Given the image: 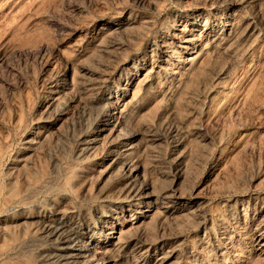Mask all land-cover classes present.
Listing matches in <instances>:
<instances>
[{
  "label": "rangeland",
  "instance_id": "1",
  "mask_svg": "<svg viewBox=\"0 0 264 264\" xmlns=\"http://www.w3.org/2000/svg\"><path fill=\"white\" fill-rule=\"evenodd\" d=\"M226 1L0 0V264H66L41 235L40 219L59 220L56 210L75 241L92 236L88 264H264V0ZM197 12L213 14L217 33L248 20L251 42L234 55L201 53L180 69L179 80L190 78L177 93L167 69L148 62L136 75L135 60L171 34L209 45L203 20L194 29L182 17ZM150 68L160 72L152 87L142 81ZM99 86L119 106L139 95L124 147L107 129L83 148L101 104L81 101ZM129 185L157 204L145 225L122 212L117 244L106 243L102 221Z\"/></svg>",
  "mask_w": 264,
  "mask_h": 264
},
{
  "label": "bare ground",
  "instance_id": "2",
  "mask_svg": "<svg viewBox=\"0 0 264 264\" xmlns=\"http://www.w3.org/2000/svg\"><path fill=\"white\" fill-rule=\"evenodd\" d=\"M232 1L233 0H229ZM244 1V0H243ZM246 2H252L253 0H245ZM146 2V1H145ZM196 2V1H195ZM207 2V1H206ZM209 2V1H208ZM216 2V1H215ZM213 2V3H215ZM220 2V1H219ZM226 0H223V3H226ZM237 2V1H236ZM235 2V3H236ZM242 1H240L241 3ZM257 1H255V4ZM184 3V2H183ZM243 4V3H242ZM253 4V3H252ZM259 4V3H258ZM257 4V5H258ZM218 6V5H217ZM261 6V5H260ZM240 7V6H239ZM254 8V7H253ZM257 8V7H256ZM255 8V9H256ZM260 9V8H259ZM178 10V9H177ZM252 10V9H251ZM257 10V9H256ZM206 11V10H205ZM184 12V11H182ZM209 12V11H208ZM216 12V11H215ZM185 13V12H184ZM207 13V12H206ZM203 14V12H197L195 14H192L190 16L182 15V17H186L190 19L192 22V25L194 29L197 28V26L201 25V20H203L201 26L203 36L208 37L209 39V45H201V38L196 35L195 33L191 32H183V34H171V39L168 41L161 39L158 43L154 45L151 49H149L150 56L149 58L145 55H142L139 59L135 60L134 66L132 65L131 67L134 68V72L137 73L136 75H141V71L145 70L148 67V62L153 63V67L158 68V69H167L171 72L173 79L177 82V84L174 85V88H171V91L176 92L180 91L181 88L188 82V80H185L182 78V81L179 80V75L182 74L180 73V69L185 68L187 65H191L195 60L198 59L199 55H202L201 53H210V56H218L222 54H237L240 48L243 47V45H247V42L250 38V31L253 30L255 27L254 25H250L247 21H242L241 23L244 24L246 23V27L243 28L239 32L237 28L235 29L234 26L236 22L232 19H228L229 22L223 24V28L220 32H215V19L213 14ZM220 13V12H219ZM254 13V12H253ZM182 14V13H181ZM217 16V15H216ZM219 16V15H218ZM259 16V15H258ZM232 17V16H231ZM235 19V17H233ZM251 18V17H250ZM254 18V17H253ZM217 19V17H216ZM219 19V18H218ZM223 19V18H222ZM221 19V20H222ZM236 19H238L236 17ZM235 19V20H236ZM220 20V21H221ZM257 21V20H256ZM217 22V21H216ZM240 22V20H239ZM117 22L115 21H110L108 22V27H113ZM253 23V22H252ZM262 23V22H261ZM240 24V23H238ZM254 24V23H253ZM259 25V22H258ZM220 26V25H219ZM255 26L258 28L257 30L260 29V26L256 25ZM264 28V26H261ZM105 28V27H104ZM221 28V26H220ZM217 29V27H216ZM238 32L235 33V30ZM191 30V29H189ZM201 31V30H200ZM174 32V31H173ZM194 32V30H193ZM197 32V31H196ZM171 33V31H170ZM181 33V31H180ZM235 33V34H234ZM260 33V31H259ZM201 34V33H200ZM255 34V33H254ZM258 34V32H256ZM170 35V34H169ZM258 36V35H257ZM162 37V36H161ZM164 37V36H163ZM170 37V36H169ZM254 37L252 36V39ZM206 39V38H205ZM207 39V40H208ZM203 40V39H202ZM251 42V38L249 40ZM156 42V41H155ZM206 42V41H205ZM153 43V42H152ZM204 43V42H203ZM253 43V42H252ZM152 45V44H151ZM242 46V47H241ZM111 47V46H110ZM206 56V55H205ZM151 57V58H150ZM233 57V56H232ZM209 58V57H208ZM205 57V59H208ZM234 59V58H233ZM231 60V59H230ZM233 61V60H232ZM235 61V60H234ZM199 62V61H198ZM204 63V62H203ZM207 63V62H206ZM121 64V63H120ZM227 64V63H226ZM236 64V63H234ZM150 65V64H149ZM198 65V64H197ZM147 66V67H146ZM151 66V65H150ZM180 66V67H179ZM193 66V65H192ZM195 66V65H194ZM154 68V69H155ZM154 71L153 68L148 69L146 72H144L142 76V81L144 84L150 85L153 80L159 78V70ZM186 69V68H185ZM206 69V68H205ZM92 72V71H91ZM162 72V71H161ZM132 73V72H131ZM167 72L164 73L166 75ZM163 74V73H162ZM179 74V75H178ZM132 76V75H131ZM171 76V75H170ZM169 76V77H170ZM188 76V75H186ZM185 76V77H186ZM133 77V76H132ZM135 77V76H134ZM158 77V78H157ZM167 77V76H165ZM131 77H129L130 79ZM162 79V78H161ZM181 79V78H180ZM184 79V80H183ZM187 79V77H186ZM172 80V79H171ZM203 80V79H202ZM192 81V80H191ZM129 82V81H128ZM173 82V81H171ZM96 83V82H95ZM100 83V82H99ZM68 84V83H67ZM114 84V83H113ZM129 84V83H128ZM174 84V82H173ZM153 85V84H151ZM150 85V86H151ZM171 85V84H170ZM58 85H53L52 88L48 91V100L50 99L51 101L56 100L59 97V93L61 92V89L57 87ZM103 86V85H102ZM125 86V85H124ZM122 86L119 88L118 93H125L127 92L128 88ZM172 86V85H171ZM79 87V86H78ZM130 87V86H129ZM152 87V86H151ZM155 87V86H154ZM173 87V86H172ZM82 88V87H81ZM150 88V87H149ZM153 89V88H152ZM157 89V88H156ZM103 89L98 87V89L93 92V94L85 96L84 101H81L84 106L87 104H95L97 101H100V106H97V113H96V120H95V125H94V132L90 135V137L86 138L84 140V147L85 149H91V147L96 143L97 141V136H99L100 132H103L108 129L109 131V137H111L113 140L118 142L117 144L119 146H126L129 144L128 139L132 134L127 131H130L127 129L126 124L127 122H130L135 116L137 117V112L139 110V95L137 96H131L127 101L125 100L123 105L115 104L117 103V97L116 100H112L111 98L114 97V95H110L107 97L100 96L102 93ZM148 90V89H147ZM90 91V90H89ZM152 92V91H151ZM156 92V91H155ZM160 92V91H159ZM173 92L165 91L166 98H171ZM145 93V91H144ZM164 93V92H163ZM162 93V94H163ZM161 94V93H160ZM205 94V93H204ZM102 95V94H101ZM174 95V94H173ZM175 97V96H174ZM173 97V98H174ZM164 98V97H163ZM199 98V97H198ZM202 98V97H200ZM170 101V99H169ZM121 102V101H120ZM119 102V103H120ZM121 103V104H122ZM62 104V103H61ZM171 105V104H170ZM104 106L106 108L105 112H101V107ZM64 109V108H63ZM57 113V112H56ZM86 114V113H85ZM85 117V116H84ZM55 118V117H54ZM135 119V118H134ZM133 119V120H134ZM173 120V119H172ZM133 122V121H132ZM176 122V121H175ZM81 124V123H80ZM84 127V126H83ZM184 128V127H183ZM192 129V128H191ZM133 131V130H132ZM57 133V132H56ZM130 134V135H129ZM135 134H133L134 136ZM191 135V134H190ZM140 137V136H139ZM151 137V136H150ZM108 139V138H107ZM114 142V141H113ZM148 142V141H147ZM111 144V143H110ZM112 145V144H111ZM115 145V144H114ZM104 147V146H103ZM111 148V147H110ZM127 149V148H126ZM141 149V148H140ZM120 150V149H119ZM123 150V149H122ZM118 151V150H116ZM115 151V152H116ZM23 152V151H22ZM41 152V151H40ZM110 151H108L109 153ZM154 152V151H153ZM111 153V152H110ZM123 153V152H122ZM116 154V153H115ZM114 154V155H115ZM19 156V155H18ZM122 156V155H121ZM117 157V156H116ZM21 162V161H20ZM112 162V161H111ZM119 162V161H118ZM137 163V162H136ZM154 163V162H153ZM121 164V163H120ZM20 165V164H19ZM91 165V164H90ZM117 165V164H116ZM95 167V166H94ZM126 167V166H124ZM127 167H129L127 165ZM130 168V167H129ZM128 170V169H127ZM126 170V171H127ZM85 174V173H84ZM141 175V174H140ZM102 180V179H101ZM137 182V181H136ZM40 184V183H39ZM137 185H129L125 188L124 190V196H123V202L120 205H115L113 204L110 213L107 214V218L102 221V228L109 229L108 233L106 232L104 234V242H108L111 244H114L118 242V236L115 235L114 231L116 228V225L119 223V217H121L122 212H127L129 210L133 211L129 215L131 218H136L139 215L143 218V220L140 221L139 224H147V222L151 219L152 212H149V206L152 204L154 205L155 203L157 204L158 197L150 192H145V195H143V188L138 187L136 188ZM32 190V189H31ZM32 195V194H31ZM29 195V196H31ZM243 199V198H242ZM113 201V200H112ZM185 201V199H184ZM105 202V201H104ZM192 202V201H191ZM143 204H146V207L143 208ZM160 204V203H159ZM162 205V204H161ZM172 205V204H171ZM142 207V208H141ZM183 207V206H182ZM105 208V207H104ZM159 208V207H158ZM167 208V207H165ZM152 209V208H151ZM162 209H164L162 207ZM174 209V208H173ZM180 209V208H179ZM186 210V209H185ZM41 211V210H40ZM101 211V210H100ZM229 211V210H228ZM166 213V212H165ZM135 214V216H133ZM55 217H59V220H56L54 218H51L50 216L47 217H42L40 219V227H41V235L43 238H46L47 240H50L54 242L58 248H56L58 251L62 250L64 251L63 254H60L59 257L61 259V262H64L66 264H88L89 259V253L90 251L94 249L93 245H91V237L86 241L85 245H83L77 241H75V225L70 224L69 218L65 212L62 211H57L53 212L52 214ZM23 217V216H22ZM123 217V216H122ZM16 219V218H15ZM31 219V218H30ZM124 220V219H123ZM131 221V220H130ZM13 222V221H12ZM78 222V221H77ZM91 223V222H90ZM131 223V222H130ZM85 224V223H84ZM132 224V223H131ZM135 225V224H134ZM78 228V227H77ZM213 228V227H212ZM16 231V230H15ZM103 231V230H102ZM6 235V234H5ZM82 235V234H81ZM260 235V234H259ZM78 237V236H77ZM79 238V237H78ZM77 239V238H76ZM85 239V238H84ZM131 239V238H130ZM136 239V238H135ZM138 239V238H137ZM96 240V239H95ZM141 240V239H140ZM161 240V239H160ZM83 241V240H82ZM135 241V240H134ZM219 241V240H218ZM94 242V241H93ZM127 242V240H126ZM131 242V241H130ZM144 242V241H143ZM103 243V242H102ZM139 243V241L137 242ZM157 243V242H156ZM170 243V242H169ZM121 245V244H120ZM140 245V244H139ZM25 246V245H24ZM124 246V245H123ZM133 246V245H132ZM136 246V245H135ZM138 246V245H137ZM143 246V245H142ZM154 246V245H153ZM119 247V246H118ZM96 248V247H95ZM141 248V247H140ZM153 248V247H152ZM138 250V248H136ZM135 249V250H136ZM134 250V251H135ZM5 251V250H4ZM114 251V250H113ZM139 251V250H138ZM109 252V251H108ZM131 252V251H130ZM25 253V252H24ZM59 253V252H58ZM61 253V252H60ZM132 253V252H131ZM130 253V254H131ZM2 254V253H1ZM113 254V252H112ZM134 255V254H133ZM132 255V256H133ZM159 255V254H158ZM142 257V255H140ZM145 256V255H143ZM9 257V256H8ZM87 257V258H86ZM11 258V257H10ZM146 258V257H145ZM21 259V258H20ZM43 259V258H42ZM89 259V260H88ZM144 259V258H143ZM166 259V258H165ZM113 260V259H112ZM159 260V259H158ZM5 261V260H4ZM23 261V260H22ZM133 261V260H132ZM137 261V260H136ZM9 262V261H8ZM38 262V261H37ZM113 262V261H112ZM156 262V261H155ZM90 263V262H89ZM115 263V262H114ZM118 263V262H117ZM141 264L140 262H137ZM153 263V262H152Z\"/></svg>",
  "mask_w": 264,
  "mask_h": 264
}]
</instances>
